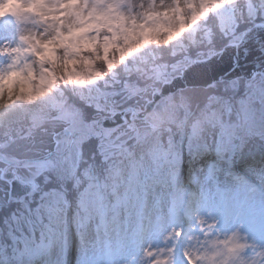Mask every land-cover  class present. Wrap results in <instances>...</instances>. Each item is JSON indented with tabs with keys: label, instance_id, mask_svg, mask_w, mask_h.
<instances>
[{
	"label": "rangeland",
	"instance_id": "obj_1",
	"mask_svg": "<svg viewBox=\"0 0 264 264\" xmlns=\"http://www.w3.org/2000/svg\"><path fill=\"white\" fill-rule=\"evenodd\" d=\"M202 1L121 0L125 14L135 11L142 19V14L151 10L158 17L166 15L165 27L172 32L179 16L186 21L193 18ZM7 2L0 0V10ZM31 4L30 13L22 3L12 5L8 20L0 16V50L19 48L23 53L22 59L19 53H0V68L7 69L15 60L25 76L28 67L33 70V62L21 37L46 40L60 32L61 39L67 40L64 36L73 30V35L82 37L81 45H72L85 49L99 34L97 19L104 22L103 10L118 22L117 30L111 26L108 29L111 37L132 43L141 30L127 26L120 5L105 0H31ZM81 14V19L90 16L93 23L80 25ZM69 45L63 40L56 61L64 69V84L90 106L88 111L57 100L47 83L44 88L40 81L33 85L35 80L31 86L20 81L21 98L14 95L0 107V203L9 197L8 172L36 187L33 192L37 194L32 192L30 197L39 196L34 209L30 207L34 200L25 198L21 206L25 214H16L6 225L7 230L8 225H19L22 233L15 236L12 231L6 232L10 247L0 242V264H133L146 229L153 231L159 222L167 225L177 216L182 220L185 212L196 215L197 209L204 213L206 208L220 218L222 228L225 221L229 225L242 223L243 230L230 232L227 239L244 246L249 264H264V249L259 247L264 236V161L260 160L264 159V74L246 80L240 87L236 81L214 86L215 93L210 94L213 102L188 124L186 103L193 91L160 98L151 111L139 116L158 90V82L179 74L188 61L159 71L147 86L101 91L92 78L82 77L76 70L66 72L65 66L75 61L67 50ZM234 92H242L232 98L234 102L222 97ZM232 106L242 120L224 129ZM122 110L126 118L123 125L103 127L99 123L101 117ZM185 128V142L183 135L175 143L161 145L164 135L170 140L174 135L181 136ZM175 149L182 154L178 165L171 167ZM89 154L95 163L101 161L98 169L86 158ZM40 171L42 178L37 176ZM76 173L79 178L73 183L81 190H75L72 205H68L64 201ZM108 185L111 190L106 198L104 189Z\"/></svg>",
	"mask_w": 264,
	"mask_h": 264
},
{
	"label": "trees",
	"instance_id": "obj_2",
	"mask_svg": "<svg viewBox=\"0 0 264 264\" xmlns=\"http://www.w3.org/2000/svg\"><path fill=\"white\" fill-rule=\"evenodd\" d=\"M241 1L243 0L236 1V16L240 26L239 30H244L257 17L264 18V0H244L245 6L238 7ZM209 8L211 9L210 14L208 12L209 17L206 23L199 24L196 32L184 28L179 36H174L172 32L165 30L162 27L163 24L155 19L150 24L153 31L147 35L155 36L157 39L151 40L147 47H144V43L137 40L130 43L118 36L111 37L112 34L108 29L111 26L117 30L118 22L115 17L103 10L105 18L104 22L100 24L101 31L97 36L99 39L95 45H88L85 49L80 47L77 49L74 45L71 46L69 55L72 54L75 61L69 67L65 66L66 72L76 70L80 72L82 77L92 78L95 86L102 91L145 86L154 79L159 71L168 68L179 58L193 60L199 54L206 55L210 50L219 49L224 43L232 41L236 37L232 26L228 24V19L224 20L223 17L216 16L211 5ZM76 44L81 45L80 42ZM41 68L43 67H38L40 86L47 83L49 91L57 100L66 104H75L86 111L90 109V106L84 104L85 102L79 95L70 93L66 89L64 78L61 77L59 71H57L58 76L56 77L44 68V72L41 73ZM56 69L58 68L56 67ZM44 88L46 87L44 86ZM200 99L198 96L197 100ZM92 157L94 156L89 154L87 159L94 162ZM95 164L100 166L101 161ZM42 175L43 172L41 171L37 174L38 178H42ZM30 198L34 200L32 203L36 206L35 204H38L36 199L38 200L39 196L38 198L37 196ZM70 198L73 200L72 196ZM10 210L12 214L8 219L9 221H12L14 216L18 213L21 214L22 211L17 210L16 205H13ZM5 225L6 223L1 226Z\"/></svg>",
	"mask_w": 264,
	"mask_h": 264
},
{
	"label": "snow or ice",
	"instance_id": "obj_3",
	"mask_svg": "<svg viewBox=\"0 0 264 264\" xmlns=\"http://www.w3.org/2000/svg\"><path fill=\"white\" fill-rule=\"evenodd\" d=\"M105 2L120 5L121 15L127 26L144 30V47L149 46L151 40L157 39L155 36L147 35L153 31L148 21L156 13L146 10L141 19L135 11L125 14L121 0H105ZM61 36L62 33L57 32L46 40L27 36L21 39L26 43V51L35 56L38 63L44 65L58 58L63 47ZM20 51L19 48H12L0 50V53ZM15 63L14 60L7 69L0 68V85H2L0 97H6L0 99V107L7 104L14 95L21 98L22 90L18 88L20 81L31 83L32 80L39 79L30 67L27 68L28 75L25 76L24 69L17 68ZM43 72L44 69L41 68V73ZM209 219L213 223L208 224ZM204 225L208 226L204 227ZM243 228L242 223L229 225L227 221L222 228L220 218L213 215L210 208H206L204 213L197 209L196 215L185 212L182 220L177 216L167 225L163 222L157 223L153 231L146 229L139 243V252L133 257V264H249V260L245 258L244 246L234 245L227 239L230 232H239ZM221 236L225 239L221 240ZM259 247L264 249V236ZM261 259L264 260V255ZM252 264H259V261H253Z\"/></svg>",
	"mask_w": 264,
	"mask_h": 264
},
{
	"label": "water",
	"instance_id": "obj_4",
	"mask_svg": "<svg viewBox=\"0 0 264 264\" xmlns=\"http://www.w3.org/2000/svg\"><path fill=\"white\" fill-rule=\"evenodd\" d=\"M264 71V23H256L251 27L237 44H227L222 50L204 60H196L183 70L182 75L172 78L170 82H163L160 92H154L152 100L146 105L143 113L150 111L155 102L186 86H208L215 80L242 76L250 78L256 72ZM123 112L117 113L103 120L104 126H115L124 122ZM32 184L15 181L11 194L19 197L27 193Z\"/></svg>",
	"mask_w": 264,
	"mask_h": 264
}]
</instances>
